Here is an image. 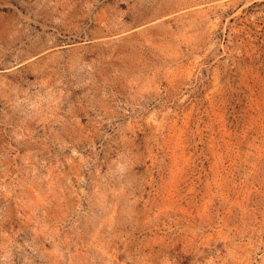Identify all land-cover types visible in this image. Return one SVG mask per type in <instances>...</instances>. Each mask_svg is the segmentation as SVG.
I'll return each mask as SVG.
<instances>
[{
	"label": "rangeland",
	"instance_id": "374dc122",
	"mask_svg": "<svg viewBox=\"0 0 264 264\" xmlns=\"http://www.w3.org/2000/svg\"><path fill=\"white\" fill-rule=\"evenodd\" d=\"M0 264H264V0H0Z\"/></svg>",
	"mask_w": 264,
	"mask_h": 264
}]
</instances>
